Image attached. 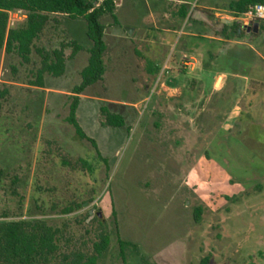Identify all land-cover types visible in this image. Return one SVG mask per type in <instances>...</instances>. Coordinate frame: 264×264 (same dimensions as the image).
Masks as SVG:
<instances>
[{
    "label": "rangeland",
    "instance_id": "obj_1",
    "mask_svg": "<svg viewBox=\"0 0 264 264\" xmlns=\"http://www.w3.org/2000/svg\"><path fill=\"white\" fill-rule=\"evenodd\" d=\"M176 1L113 0L115 20L100 19L105 73L76 118L103 161L66 122L87 53L68 60L64 76H44L45 87L67 92L58 96L32 86L35 52L28 64L0 52V222L44 221L61 231L62 249L101 225L109 245L95 264H264V22L257 37L218 40L235 0ZM213 4L211 17L199 9ZM85 31L83 19L51 16L35 47L86 50ZM100 107L125 125L102 127Z\"/></svg>",
    "mask_w": 264,
    "mask_h": 264
},
{
    "label": "trees",
    "instance_id": "obj_2",
    "mask_svg": "<svg viewBox=\"0 0 264 264\" xmlns=\"http://www.w3.org/2000/svg\"><path fill=\"white\" fill-rule=\"evenodd\" d=\"M263 4L264 0H235L228 4L231 14H243L249 7ZM181 16L185 17V9L182 8ZM21 11L25 13V20L16 28L7 29L8 12ZM110 15L113 20V0H102L101 4L94 7L85 0H0V52L6 54L15 53L23 64L30 62L32 52L39 57V68L35 74L33 87L44 88V76L60 78L65 73L66 62L73 60L83 48L74 41L62 43L59 49L50 52L35 47V42L43 34L50 22L51 16H65L70 20L83 19L86 24L85 35L90 41L91 47L87 50V65L80 72V83L73 87L68 107L66 122L73 128L76 137L87 141L93 148L95 155L103 161L95 142L88 138L77 122V110L80 104V96L85 89L102 81L105 73L103 56L106 52L104 43L105 28L100 19L104 15ZM261 31L260 24L258 32L248 33L240 23L232 22L225 24L214 32L215 38L230 40H241L245 37H257ZM71 49L66 58L64 50ZM156 71V70H155ZM148 70L152 75L157 71ZM7 94L6 90L0 92V98ZM102 117L101 126L121 128L125 120L118 114L111 113L106 107H100ZM64 161V165H70ZM82 170L92 172V166L85 160L79 159L74 163ZM81 208V205L65 207L61 210L62 215H68ZM201 209L196 208L193 218L199 222ZM96 221L97 218H95ZM61 231L50 227L44 221L18 220L0 222V264H95L96 260L107 250L109 236L100 225L94 231L91 240L85 241L80 247L59 245ZM120 246L125 243L119 240ZM206 259L203 264H206Z\"/></svg>",
    "mask_w": 264,
    "mask_h": 264
},
{
    "label": "built area",
    "instance_id": "obj_3",
    "mask_svg": "<svg viewBox=\"0 0 264 264\" xmlns=\"http://www.w3.org/2000/svg\"><path fill=\"white\" fill-rule=\"evenodd\" d=\"M26 18L25 13L21 11L8 12L7 29H12L15 22H22ZM231 22H238L243 28L252 27L255 23L264 22V5L256 4L249 7L243 14L231 15Z\"/></svg>",
    "mask_w": 264,
    "mask_h": 264
},
{
    "label": "crops",
    "instance_id": "obj_4",
    "mask_svg": "<svg viewBox=\"0 0 264 264\" xmlns=\"http://www.w3.org/2000/svg\"><path fill=\"white\" fill-rule=\"evenodd\" d=\"M179 5H189L188 3H186V2H184V1H182V0H177L176 1ZM211 7L210 8H208V5H206L205 7H199V9L200 10H202V11H207V12H204V13H206V14H209V16L211 17L212 15H215V14H211L210 12H213L214 10H215V6H214V4L213 5H210ZM195 9H197V5L195 6V8H194V10ZM198 9V10H199ZM181 11H182V8H181ZM227 11H228V6H227ZM228 13H230L229 11H228ZM181 14V13H180ZM231 14V13H230ZM186 16V15H185ZM223 18H225V19H227L228 21H229V18L230 17H223ZM229 24V23H228ZM105 35V34H104ZM214 39H220V38H214ZM221 40H224V39H221ZM90 48V47H89ZM88 48V49H89ZM88 49H86V50H82V52L84 51L85 53H87V50ZM81 53V52H80ZM87 55H88V53H87ZM190 65V63H187L186 61H184L183 62V64H182V66L183 67H188ZM186 69V68H185ZM82 71V70H81ZM64 75H65V73H64ZM63 75V76H64ZM221 76V78L223 79L224 78V76L223 75H220ZM243 81H245V84L247 83V80H243ZM256 84H262V85H264V81H261L260 83L259 82H257ZM37 88V87H36ZM37 89H39V90H41V91H44L45 93H47V94H53V95H58V96H66L67 95V92L66 91H64V90H62V91H58V90H52V89H48L47 87H45V84H44V88H42V89H40V88H37ZM255 93H258V92H255ZM255 93H253L254 95H255ZM259 95V94H258ZM80 98L82 99V96H80ZM80 99V100H81Z\"/></svg>",
    "mask_w": 264,
    "mask_h": 264
},
{
    "label": "water",
    "instance_id": "obj_5",
    "mask_svg": "<svg viewBox=\"0 0 264 264\" xmlns=\"http://www.w3.org/2000/svg\"><path fill=\"white\" fill-rule=\"evenodd\" d=\"M258 27H259V24H258V23H255L252 27L247 28V29H246L247 34H248V33H254V34H256V33L258 32ZM128 34L131 35L130 32H129ZM88 214H89V216L91 217V215H92V211H89ZM97 217H98V216H97Z\"/></svg>",
    "mask_w": 264,
    "mask_h": 264
}]
</instances>
